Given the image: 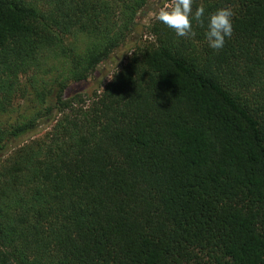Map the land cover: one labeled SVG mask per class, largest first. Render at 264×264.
Returning a JSON list of instances; mask_svg holds the SVG:
<instances>
[{"label":"trees","instance_id":"1","mask_svg":"<svg viewBox=\"0 0 264 264\" xmlns=\"http://www.w3.org/2000/svg\"><path fill=\"white\" fill-rule=\"evenodd\" d=\"M149 3L0 0V156L50 126L0 161V264H264V0H193L233 10L222 49L156 20L107 83L63 94ZM47 59L64 60L53 104L22 82ZM26 87L33 104L4 126Z\"/></svg>","mask_w":264,"mask_h":264},{"label":"rangeland","instance_id":"2","mask_svg":"<svg viewBox=\"0 0 264 264\" xmlns=\"http://www.w3.org/2000/svg\"><path fill=\"white\" fill-rule=\"evenodd\" d=\"M172 2L173 0H157L156 4L149 3V6H147L144 11L138 15L134 32L127 38L125 44L116 51H114L110 55L108 61H106L98 68V73L90 74L84 81H70L64 89L63 94L65 96H69L74 93L81 92L85 93L84 95L88 96V94L91 95L94 90H97V88H99V85L102 86L107 83L110 80L112 74L118 71L122 66H124V64H126L128 57L137 46H143L144 44H147L154 40L155 36L149 33L147 25H151L154 23V21L157 20L156 14L161 7L169 6ZM191 38L194 39L193 37ZM91 39V37L85 35H77L76 37H70L67 44H69L70 42V45L73 47L75 52H81L82 50H84L86 45L91 42ZM61 61L64 60L47 59V66L44 71H40L38 74L34 73L30 77H28L27 80H23L24 78H22V82L25 86L26 83L32 82V78H35L37 82L34 85H36L37 87H39L42 82H45L48 88H53L52 95L50 94L47 99V103L49 104H53L55 91L58 87V77H60L61 74L64 75V72L62 73L63 63ZM25 89L27 91V95L24 98L16 100V106H14L13 111H11L12 113H8L7 115L1 116V124H3L4 126H8L10 123H12V121L16 119L18 113H21V111L26 108L29 109L33 104V97L28 92L31 91V88L29 89V87H26ZM49 130V125H40L38 126L35 132L27 133L22 137L13 140L9 144L5 153L0 156V161L5 156L10 154L14 150V148L23 145L27 141L28 143H30L33 141V139L35 140L37 138L43 137L44 134L47 133Z\"/></svg>","mask_w":264,"mask_h":264},{"label":"clouds","instance_id":"3","mask_svg":"<svg viewBox=\"0 0 264 264\" xmlns=\"http://www.w3.org/2000/svg\"><path fill=\"white\" fill-rule=\"evenodd\" d=\"M193 0H173L171 5L163 6L156 14V19L171 29L177 37L183 38L193 33V22L204 28V38L208 47L220 50L226 39L233 34V16L231 8H219L206 15L203 6L193 12Z\"/></svg>","mask_w":264,"mask_h":264}]
</instances>
